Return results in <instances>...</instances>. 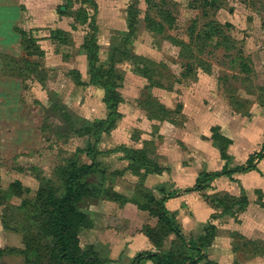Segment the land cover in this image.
<instances>
[{
    "label": "rangeland",
    "instance_id": "rangeland-1",
    "mask_svg": "<svg viewBox=\"0 0 264 264\" xmlns=\"http://www.w3.org/2000/svg\"><path fill=\"white\" fill-rule=\"evenodd\" d=\"M94 1L98 66L112 70L109 90L122 99L97 145L93 126L110 110L82 49L93 9L83 0H0L1 29L10 21L45 52L27 55L18 42L8 52L0 29V264H67L46 232L40 189L50 183L62 195L72 165L92 163L94 145L99 171L81 179L88 194L78 205L88 258L134 264L152 252L181 261L197 257L193 243L203 249L198 264H264L257 179L235 173L196 187L205 173L244 165L264 127V0ZM161 8L173 20L153 33L146 17L162 21ZM4 54L41 63L45 82L4 76ZM162 206L183 239L160 220Z\"/></svg>",
    "mask_w": 264,
    "mask_h": 264
},
{
    "label": "trees",
    "instance_id": "trees-1",
    "mask_svg": "<svg viewBox=\"0 0 264 264\" xmlns=\"http://www.w3.org/2000/svg\"><path fill=\"white\" fill-rule=\"evenodd\" d=\"M85 4L90 6L93 9V15L90 20V32L89 35L85 38L82 49L86 53V57L89 63V74H90V82L95 85H99L105 89L106 98L104 100L106 106L110 110V115L107 120L102 121L96 124L94 129L93 136L95 137V144L99 142V136L103 133L104 128L107 125H112L115 123L118 115L117 106L122 99L118 98L111 92L109 89L111 85L109 84L108 76L112 70L107 71L101 66H98V40H97V32L98 26L96 22L97 16V5L94 0H83ZM154 0H146L147 4L150 5ZM158 15L162 17V21H156L150 15H147L146 22L147 27L153 33L161 32L165 28V22L167 20H173L170 12L168 10H161L158 12ZM163 15V16H161ZM12 36H9V41L11 43L20 45V48L24 51V53H28L27 55H34L44 57L45 52L38 45V40L35 36L26 32L18 27H12ZM59 35L61 33L58 32ZM126 56L127 53L120 52L117 50L114 52V56ZM19 56L12 55H2L1 56V66L2 73L4 76H9L13 78H17L22 81V83L26 82V78L30 76L36 77V79L43 83L46 80V76L44 75V68L41 63L33 62L32 60H22L17 59ZM114 57V58H115ZM9 61V62H8ZM23 63L20 66V63ZM140 72L144 74V76L149 77L152 80V73L149 66L147 64H135ZM70 77L78 85H84L82 82V76L80 73L74 71L70 72ZM153 81V80H152ZM155 86H161L155 82ZM153 82V84H155ZM25 89H27L25 87ZM117 97V98H116ZM94 147L88 152V155L91 157L92 163L90 165H82L78 167L76 164L72 165V168L69 172L68 179L65 183L64 191L62 195H57L56 190L50 183H46L42 189H40V195L42 199L43 205L47 209L48 213V222L46 232L47 234L53 238L55 247L57 250L56 257L59 261H63L67 264H105L100 259H90L87 257L85 253L81 251L79 245V237L78 232L83 227L85 221H87L88 216L84 214L79 209V203L85 198L88 194V191L85 185L81 184V179L86 178L89 175L95 174L99 171V164L97 163V157L93 154ZM127 158L133 162L134 165L139 164L140 160L138 159V153L131 154L129 151L126 152ZM222 156L225 157V153H222ZM264 159V147L259 152L251 156L245 165L239 166L233 169L224 168L221 171L214 173H205L201 176L200 180L197 181L196 187L200 188L201 183L207 181L210 178H221L224 176H231L235 173H243L250 169H253L255 166V162L258 160ZM144 160H149L146 157ZM133 165V166H134ZM132 166V168H133ZM188 190L186 192H190ZM163 213L159 216L162 223H164L170 230H172L180 239L181 232L178 227L174 224V222L169 218L168 212L164 206H162ZM88 225L86 224L87 227ZM187 246L197 252V257L195 259H186L181 261H175L171 255H165L160 253H149L145 255H140L134 260V264H141L143 260H150L154 264H198L199 261L204 259L203 249L200 246H197L193 243H188Z\"/></svg>",
    "mask_w": 264,
    "mask_h": 264
},
{
    "label": "crops",
    "instance_id": "crops-1",
    "mask_svg": "<svg viewBox=\"0 0 264 264\" xmlns=\"http://www.w3.org/2000/svg\"><path fill=\"white\" fill-rule=\"evenodd\" d=\"M6 20H9L8 18L6 19ZM3 25H4V23H3ZM3 28L1 29V27H0V29L1 30H3V32L5 33V35H6V41H1V42H3V44L5 45H3L2 43V46H3V49H6L7 51L9 50V51H11L10 50V46H14V48L15 49H17V47H16V44H14V43H11L10 41H9V36H12L13 35V33H12V27H13V24L9 21L8 23H7V25L5 26H2ZM10 45V46H9ZM6 51V52H7ZM8 51V52H9ZM4 52V51H3ZM7 52V53H8ZM0 53H2V52H0ZM1 69H2V67H1ZM263 147H264V127H263V129H262V132H261V134H260V136H258V139H256L254 142H252V144H250V146L248 147V150L246 151V162L248 161V159L251 157V156H253L254 154H256V153H259L262 149H263ZM246 164V163H245ZM244 164V165H245ZM241 166H243V165H241ZM255 167L253 168V169H250V170H248V171H246V172H243V173H245V174H247V175H250L251 177H254V178H256L257 179V181H258V188H264V159H262V160H258V161H256L255 162V165H254ZM239 167V166H238ZM230 169V168H229ZM253 174L256 176H253ZM225 177H227V176H225ZM222 178V177H221ZM142 263L143 264H153V262L152 261H150V260H143L142 261Z\"/></svg>",
    "mask_w": 264,
    "mask_h": 264
}]
</instances>
